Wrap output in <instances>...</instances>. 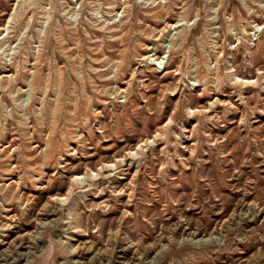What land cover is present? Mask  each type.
I'll return each instance as SVG.
<instances>
[{"label": "rangeland", "instance_id": "obj_1", "mask_svg": "<svg viewBox=\"0 0 264 264\" xmlns=\"http://www.w3.org/2000/svg\"><path fill=\"white\" fill-rule=\"evenodd\" d=\"M8 263L264 264V0H0Z\"/></svg>", "mask_w": 264, "mask_h": 264}, {"label": "bare ground", "instance_id": "obj_2", "mask_svg": "<svg viewBox=\"0 0 264 264\" xmlns=\"http://www.w3.org/2000/svg\"><path fill=\"white\" fill-rule=\"evenodd\" d=\"M223 103V102H222ZM39 238H40V236H39ZM16 257V256H15ZM6 261H9V259H5ZM19 259H16V261H14L15 263H17V261H18ZM9 264V263H8Z\"/></svg>", "mask_w": 264, "mask_h": 264}, {"label": "built area", "instance_id": "obj_3", "mask_svg": "<svg viewBox=\"0 0 264 264\" xmlns=\"http://www.w3.org/2000/svg\"><path fill=\"white\" fill-rule=\"evenodd\" d=\"M158 65V64H157ZM160 68H164V66L161 67V65H158Z\"/></svg>", "mask_w": 264, "mask_h": 264}]
</instances>
